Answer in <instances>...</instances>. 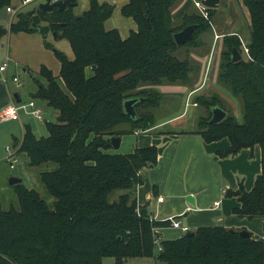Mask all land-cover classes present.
I'll return each instance as SVG.
<instances>
[{"label":"trees","instance_id":"1","mask_svg":"<svg viewBox=\"0 0 264 264\" xmlns=\"http://www.w3.org/2000/svg\"><path fill=\"white\" fill-rule=\"evenodd\" d=\"M13 1L0 0V10L15 6ZM180 1L128 0L121 12L138 27L126 38L117 28H106L115 6L100 0H89L80 13L69 6L49 12L35 6L16 13L9 28L0 25V42L9 32L52 33L57 40H68L74 52L71 59L55 50L61 64L58 75L46 65L38 72L45 82L37 80L32 97L59 113L56 122H46L49 134L37 136L26 124L22 140H15V153H25L31 166L54 165L40 173L54 201L49 204L23 183L14 186L16 206L4 209L0 200V264H103L105 256L114 257L116 264L139 257L159 264H264L263 239L223 224L200 226L175 239L158 238L157 229L169 220L153 219L136 197L143 182L140 171L157 164L158 146L110 151L114 136L154 130L167 99L159 85L191 81L193 66L178 53L205 44L218 8H208L205 17L194 6L174 20L173 9ZM242 3L250 14L249 53H244L238 33L225 36L218 78L241 99L243 121L226 108L220 93L198 95L195 101L207 116L200 117L197 129L181 132L199 133L206 142L229 138L230 146L217 152L221 158L261 148L262 170L252 189L240 182L226 193L240 203L233 213L252 220L264 218V0ZM189 24H197L192 39L178 45L175 33ZM234 48L242 54L238 61L232 60ZM130 98H138L136 117L125 111ZM216 106L228 114L210 124ZM116 190L123 192L110 201Z\"/></svg>","mask_w":264,"mask_h":264},{"label":"crops","instance_id":"2","mask_svg":"<svg viewBox=\"0 0 264 264\" xmlns=\"http://www.w3.org/2000/svg\"><path fill=\"white\" fill-rule=\"evenodd\" d=\"M78 1L80 4L81 0ZM100 1L115 6L109 19H116L117 23L115 21L114 25L111 26H116L122 37L126 38L133 30H137L138 26L135 20L131 17H125L121 12L123 5L128 0ZM84 5H86L84 8L86 10L89 7L88 0H84ZM194 6H196L195 0H181L173 9L174 20H178ZM196 9L198 8L195 7ZM115 13L118 15L114 17ZM243 18L247 23L250 22L249 10L243 5L242 0H220L218 11L214 16V35L206 34L204 36L206 42L202 46H210L211 48V45L215 43V37L217 38V44H214L213 47L217 54V61L215 60L214 63L217 65H219L223 47L222 37L234 33L241 35L240 29ZM12 20L14 19H11L10 24ZM211 37L213 39H210ZM47 41L53 45V48L46 46L45 42ZM57 41L52 33L45 37L40 32H9L2 38L0 42V65L5 63L7 66L4 70L0 69V110L10 103H19L18 97L21 100L19 93H16L17 96H13L10 87V76L13 73H17L21 69L24 72H39L41 66L46 65L55 75H58L61 64L55 53L56 49L63 51L69 58H74V52L69 41L67 40L66 43L70 45L72 51L70 54L67 52L68 47L58 46ZM196 49L193 56L197 57L199 65L194 63L195 66L198 65L196 66L198 72L193 71L198 76L192 77V84L196 86L189 90L188 86L172 84L171 88H164L167 94L173 96L174 94L184 95L185 93L187 100H190L195 94L207 96L215 92L220 93V90L211 84H214V76L209 74V70H206V64L210 62L208 58L210 52H206L205 48H203L205 51L202 50V52H197ZM205 75H207L208 80L204 79ZM15 76L17 75L13 74V80ZM43 106L45 108V105H39V109L42 110ZM41 112L43 113V111ZM175 121L177 123L181 121L180 115L167 117L159 125L171 124ZM134 135L136 140L132 144V151L136 147H146L152 144H156L159 148L157 164L141 169L140 174L143 177V182L138 185L136 192L139 205L145 206L153 219L169 220L170 222V218H175L181 222L182 226H188L190 231L200 226L217 225L222 221L226 227L249 230L264 241V218L251 220L247 217H238L233 213V208L240 203L236 197L226 196L227 190L237 189L240 182L244 183L247 190L252 189L257 175L262 170V155L259 146L255 147L254 151L246 148L234 157L221 158L217 152L227 149L231 144L227 137L206 142L199 133L195 132L167 134L152 130L135 132ZM23 136L24 132L21 137L13 136L16 151L19 145H15V140L21 141ZM18 153L16 154L18 155ZM215 202H219V204L215 205ZM159 232L162 238L166 239H175L185 234L181 228L173 227L171 222L160 228Z\"/></svg>","mask_w":264,"mask_h":264},{"label":"rangeland","instance_id":"3","mask_svg":"<svg viewBox=\"0 0 264 264\" xmlns=\"http://www.w3.org/2000/svg\"><path fill=\"white\" fill-rule=\"evenodd\" d=\"M42 1L44 0H37L35 4H32V6L30 5L28 9L29 10L33 9L36 5L38 6V4ZM13 2H14V5L17 3L16 0H14ZM85 7L86 5H84V0H81L80 5L79 7L76 8V10L78 13H80L84 10ZM117 15L118 14L115 13V15L113 16L115 17ZM12 18L15 19V15L10 13L9 11L7 12L6 9L0 10V25H3L9 28L10 21ZM115 21L116 19H109L105 23L106 28L108 29L116 28V26H111L112 24L114 25ZM248 23L246 22L245 18H243V21L241 22V29H240L241 31L239 30L241 32L240 36H241L242 46H243V50L245 54L249 53V49L248 51L245 50V48L247 47L246 40L249 34ZM211 34L214 35L213 29H212ZM234 34H237V33H234ZM229 35H232V34L224 35L222 37V40L224 39L225 36H229ZM215 36H216V32H215ZM210 39H213V37H211ZM214 41H215L214 44H217L216 37ZM55 42L54 44H56ZM66 42H67L66 39H58L57 45L60 47H64V48L67 46L68 47L67 52L68 54H70L72 53V51L70 49V45H68ZM214 44L211 45V48L210 46L202 47L203 45L200 46L199 48L198 47H185L181 51H179L178 55L181 59L189 58V61L191 62L194 71H196L197 73L198 71L196 69V66H198L199 64L197 62V57L193 56L194 50L197 48L196 49L197 52H202V50H204L203 48H205L206 52H210L209 57H208L210 59V62L206 64V70H209V74L214 76L215 78L214 84L213 83L211 84L214 85V87H216L218 90H220V93H221L220 95L223 98V101L225 102L226 108L236 115L238 121L242 122L243 121V107H242L241 99L237 96L234 97L233 95H231L232 93L229 91L228 87L225 84L220 83L221 81H219V78H218L219 65L214 63L217 57L216 50L214 52V49H213ZM54 48H56L55 45H54ZM209 48H210V51L208 50ZM187 50H189V53H187ZM191 57H193V59H190ZM194 63L198 65L195 66ZM194 71L191 72V81L189 83H165L162 86L161 85L158 86L159 89L163 93H165V96L167 97V99L163 105V108L161 107L160 110L157 112V122H156V126L153 132H159V133L163 132L167 134H172L176 132L197 129L198 121L200 117L207 116V111L205 107L198 105V103L195 101V98L198 96L197 94L192 96L190 100H187L185 93L184 95H180L179 93V94H174L173 96H171V94H167L164 91V88H167V87L171 88L172 84L176 86H188L189 87L188 89L190 90L191 87L196 86L195 84H192L193 78L197 75L196 73L194 74ZM13 74L17 75L20 82H16L13 80ZM13 74L10 76V84H11L10 87H11L13 96H15L16 93L20 94L21 102L18 103L19 109H18V115L16 118L11 119L10 121L0 122V200H1V203L4 209H9L11 206L13 205L16 206L18 204V201H17L18 199H17L15 187H14L18 183L16 184L10 183L11 177H18L22 179V182L20 183H23L30 188L36 189L40 193V195L44 199H46V201L49 204H52L54 199L53 197L49 195L45 186L41 182L40 173L44 170L52 169L54 165L53 164H50V165L43 164L40 166H31L29 164V160L26 154L23 152H19L18 155L15 153V156L18 158V160L16 163H14L15 164L14 168H12L11 159L8 158V156L11 153H13V151H16L14 148V144H13V136L21 137L24 132L25 124H30V126L32 127L33 131L35 132L37 136H47L49 132L46 126V122L47 121L56 122L58 119L59 113L58 111H55L54 109L50 108L44 100L32 98V93H34L38 89V86H39L37 83V80L41 81L42 83L45 82L43 77H41L38 72H34V71L24 72L21 69V71L19 70L17 73H13ZM204 79L208 80L207 75H205ZM32 99L35 100L38 108H39V105H45V108L43 106L42 110L39 109L40 111H43V113L41 112L43 115L42 120L37 118L28 108V103ZM166 103L168 104V106L167 108L164 109V106ZM176 115L177 116L180 115V118H181V121H178V123L175 121V123H171V124L165 123V124L159 125V123L162 122L165 118L176 116ZM122 138H123V144L119 148L112 147L110 151L118 152V153H128L132 151V144L136 140V136L134 135V133H128V134L122 135ZM8 146L11 148L10 150L7 149ZM122 192H123L122 190L114 191L109 197L110 201L116 200ZM159 238H162L160 232H159ZM162 239H166V238H162ZM103 264H116L115 258L112 256H105L103 257ZM127 264H159V263L156 262L153 258L139 257V258H129L127 260Z\"/></svg>","mask_w":264,"mask_h":264},{"label":"water","instance_id":"4","mask_svg":"<svg viewBox=\"0 0 264 264\" xmlns=\"http://www.w3.org/2000/svg\"><path fill=\"white\" fill-rule=\"evenodd\" d=\"M202 3L206 5L209 8H218L220 5V0H202ZM77 0H44L38 4V7L43 10L44 12H49L54 10L55 8H58L59 10L65 9L67 6L74 7L76 6ZM197 27V24H189L186 27H184L181 31L175 33V40L178 45H184L189 40L192 39L194 31ZM242 58V54L238 48H234L232 52V60L238 61ZM95 68V66H93ZM17 96V94L15 95ZM138 100V98H130L127 99L124 103L125 105V111L129 116L136 117L137 112L135 109V103ZM17 101L20 102V98H17ZM212 118L209 120L210 124H216L224 120L228 114V112L223 109L220 106H216L212 109ZM112 145L115 148H119L122 141V136H114L111 138ZM22 182L21 178L18 177H11L10 183L16 184ZM218 224H222V221H220ZM192 232L188 233L187 235H191ZM241 235L243 236H249L250 231L243 229L241 230ZM160 249H156V253H159Z\"/></svg>","mask_w":264,"mask_h":264},{"label":"built area","instance_id":"5","mask_svg":"<svg viewBox=\"0 0 264 264\" xmlns=\"http://www.w3.org/2000/svg\"><path fill=\"white\" fill-rule=\"evenodd\" d=\"M17 3L15 4V6H9L7 7V11L16 14L18 12L21 11H26L29 10V6L31 4H35V2L37 0H16ZM195 5L197 6V8L199 9V11L205 16L207 17L209 14L208 8L206 5H204L202 3V0H195ZM246 51H248V48H245ZM7 64L2 63L0 65V69L4 70L6 69ZM14 81L16 82H20L19 78L17 76L14 77ZM28 108L30 109V111L39 119H43V115L41 113V111L39 110V108L37 107V104L35 102V100H31L28 103ZM18 103H10L6 106H4L1 110H0V121H8L11 120L13 118H16L18 115ZM9 148V147H8ZM10 149V148H9ZM10 156V157H9ZM8 156V158L11 159V166L14 167V163L17 162L18 158L15 156V152L11 153ZM162 199V197H161ZM219 202H215V205H218ZM171 221V225L173 227H177V228H181L184 232H187L189 230L188 226H182L181 222L179 220H176L175 218H170ZM157 231L159 232V229H157ZM159 238V237H158ZM160 249V248H159Z\"/></svg>","mask_w":264,"mask_h":264},{"label":"flooded vegetation","instance_id":"6","mask_svg":"<svg viewBox=\"0 0 264 264\" xmlns=\"http://www.w3.org/2000/svg\"><path fill=\"white\" fill-rule=\"evenodd\" d=\"M77 5L76 6H74V8H77L80 4H79V1L77 0Z\"/></svg>","mask_w":264,"mask_h":264}]
</instances>
